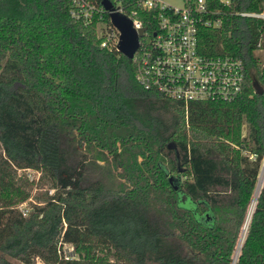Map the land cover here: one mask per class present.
I'll return each mask as SVG.
<instances>
[{
	"label": "trees",
	"instance_id": "trees-1",
	"mask_svg": "<svg viewBox=\"0 0 264 264\" xmlns=\"http://www.w3.org/2000/svg\"><path fill=\"white\" fill-rule=\"evenodd\" d=\"M112 1L152 32L140 0ZM262 3L210 1L222 22L200 27V50L241 57L246 81L186 107L142 86L135 58L70 0H0V264H264V186L245 232L264 159V19L239 13ZM28 168L54 192L25 213Z\"/></svg>",
	"mask_w": 264,
	"mask_h": 264
},
{
	"label": "built area",
	"instance_id": "built-area-1",
	"mask_svg": "<svg viewBox=\"0 0 264 264\" xmlns=\"http://www.w3.org/2000/svg\"><path fill=\"white\" fill-rule=\"evenodd\" d=\"M70 1L77 19L85 24L96 22L102 45L116 44L118 49L120 31L102 0ZM210 1L188 0L184 6H174L165 0H140L142 9L154 12L156 22L152 32L146 28L140 37L133 57L137 61L136 78L142 86L182 101L186 107L193 100H232L243 91L246 71L241 57L207 55L200 50V27L222 22ZM114 6L126 13L120 4ZM106 12L110 22L105 19ZM135 12L126 14L135 28L145 27ZM239 13L264 19V0L260 11Z\"/></svg>",
	"mask_w": 264,
	"mask_h": 264
},
{
	"label": "water",
	"instance_id": "water-1",
	"mask_svg": "<svg viewBox=\"0 0 264 264\" xmlns=\"http://www.w3.org/2000/svg\"><path fill=\"white\" fill-rule=\"evenodd\" d=\"M102 3L105 6V8L109 11L113 25H115L120 31V39L118 43L119 51L129 58H133L135 55V52L140 46V37L144 35L146 31V27H141L138 29L135 28L133 19L129 17L126 13H123L117 10L112 0H102ZM257 89L259 92L263 91L259 84H257ZM252 214H253V211H252ZM252 214H251V217H252ZM251 217L248 223V227L251 221ZM248 227H247V230H248ZM244 239H243V242H244ZM243 242L241 244V247L243 245ZM234 254L231 258V261H233L234 259ZM238 257H239V254H238ZM238 257H237L236 264L238 263Z\"/></svg>",
	"mask_w": 264,
	"mask_h": 264
},
{
	"label": "rangeland",
	"instance_id": "rangeland-1",
	"mask_svg": "<svg viewBox=\"0 0 264 264\" xmlns=\"http://www.w3.org/2000/svg\"><path fill=\"white\" fill-rule=\"evenodd\" d=\"M165 1L174 5V6H184V4H185V0H165ZM223 1H229V0H223ZM258 52L263 53L262 50H258ZM1 152H2V147L0 144V153ZM19 173L25 174V176H27L29 179H31V181H34V184H33L32 188L30 189V192H31L30 197L25 202L19 204V207L25 213H27L30 211V209L32 208V205L34 203H45L44 201L42 202V200L40 199V196L43 195V193H45L46 191H48V193L51 194L54 192V189L50 188L48 183H44V181L42 179H40V173L35 169H31V168L21 169V170H19ZM259 178H260V175H259ZM259 178H258V181H259ZM257 184H258V182H257ZM263 186H264V184H263ZM62 251H63V254L67 255V256L71 255V254H75L74 247L71 243L63 242ZM12 260L16 264H26V263H24L18 259L12 258ZM35 264H44V262L40 258H38L36 260Z\"/></svg>",
	"mask_w": 264,
	"mask_h": 264
},
{
	"label": "bare ground",
	"instance_id": "bare-ground-1",
	"mask_svg": "<svg viewBox=\"0 0 264 264\" xmlns=\"http://www.w3.org/2000/svg\"><path fill=\"white\" fill-rule=\"evenodd\" d=\"M263 184H264V159H263V162H262V167H261V172H260V178H259V181H258V184H257V187H256L255 200H254V202L252 204L251 211H250L249 216H248V219H247V224H246L245 232H246V229H247V226H248L250 217H251L252 210H253L254 205H255V202H256V197H257L259 191L261 190V187L263 186ZM237 257H238V253H237V255H236L235 259H234L233 264H236Z\"/></svg>",
	"mask_w": 264,
	"mask_h": 264
},
{
	"label": "crops",
	"instance_id": "crops-1",
	"mask_svg": "<svg viewBox=\"0 0 264 264\" xmlns=\"http://www.w3.org/2000/svg\"><path fill=\"white\" fill-rule=\"evenodd\" d=\"M188 0H185V3L187 2Z\"/></svg>",
	"mask_w": 264,
	"mask_h": 264
}]
</instances>
